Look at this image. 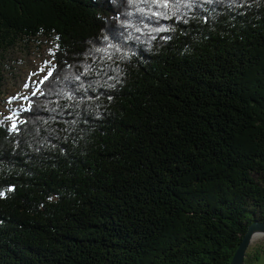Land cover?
Masks as SVG:
<instances>
[{"label": "trees", "instance_id": "obj_1", "mask_svg": "<svg viewBox=\"0 0 264 264\" xmlns=\"http://www.w3.org/2000/svg\"><path fill=\"white\" fill-rule=\"evenodd\" d=\"M40 37L52 75L0 125V264H231L264 221V0H0V84Z\"/></svg>", "mask_w": 264, "mask_h": 264}, {"label": "rangeland", "instance_id": "obj_2", "mask_svg": "<svg viewBox=\"0 0 264 264\" xmlns=\"http://www.w3.org/2000/svg\"><path fill=\"white\" fill-rule=\"evenodd\" d=\"M55 50V42L40 37L21 42L8 52L0 84V125L12 128L14 122L16 126L22 122L20 113L29 107V97L41 92V82L53 68ZM246 253L245 264H264V238H254Z\"/></svg>", "mask_w": 264, "mask_h": 264}, {"label": "water", "instance_id": "obj_3", "mask_svg": "<svg viewBox=\"0 0 264 264\" xmlns=\"http://www.w3.org/2000/svg\"><path fill=\"white\" fill-rule=\"evenodd\" d=\"M257 231H264V221H254L248 226V229L243 235L242 241L233 256L231 264H245L246 251Z\"/></svg>", "mask_w": 264, "mask_h": 264}, {"label": "snow or ice", "instance_id": "obj_4", "mask_svg": "<svg viewBox=\"0 0 264 264\" xmlns=\"http://www.w3.org/2000/svg\"><path fill=\"white\" fill-rule=\"evenodd\" d=\"M178 2H180V0H178ZM209 2H211V0H209ZM189 6H191V2L189 3ZM57 39H59L58 37H57ZM57 47H58V45H57ZM52 75V73L51 72H49L48 73V76H46L44 79L45 80H47L48 79V77H50ZM33 94H35V93H33ZM16 129V124H15V122L12 124V130H15ZM0 195H3V193H0Z\"/></svg>", "mask_w": 264, "mask_h": 264}, {"label": "bare ground", "instance_id": "obj_5", "mask_svg": "<svg viewBox=\"0 0 264 264\" xmlns=\"http://www.w3.org/2000/svg\"><path fill=\"white\" fill-rule=\"evenodd\" d=\"M254 238H255V240L260 239V238H264V231H257L254 234Z\"/></svg>", "mask_w": 264, "mask_h": 264}]
</instances>
